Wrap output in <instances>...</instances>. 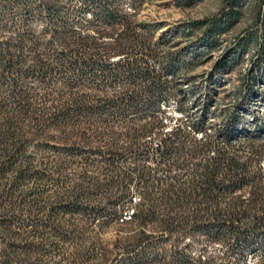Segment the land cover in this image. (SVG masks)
<instances>
[{"label":"trees","instance_id":"trees-1","mask_svg":"<svg viewBox=\"0 0 264 264\" xmlns=\"http://www.w3.org/2000/svg\"><path fill=\"white\" fill-rule=\"evenodd\" d=\"M142 1L0 0V264H152L165 242L189 264L188 236L248 244L250 231L264 235V127L237 137L234 118L215 134L198 122L203 137L165 141L154 168L121 163L151 133L129 111L157 106L140 102L144 92L169 83L163 64L150 65L156 25L136 19ZM239 1L184 23V35H199L191 61L220 47ZM253 34L237 36L226 60L233 67L255 47L250 88L264 75V43ZM172 61L164 69L175 72L182 60ZM135 180L142 200L119 223ZM111 223L134 228L108 249L99 235Z\"/></svg>","mask_w":264,"mask_h":264},{"label":"rangeland","instance_id":"rangeland-1","mask_svg":"<svg viewBox=\"0 0 264 264\" xmlns=\"http://www.w3.org/2000/svg\"><path fill=\"white\" fill-rule=\"evenodd\" d=\"M121 1L126 5L130 0ZM226 1L143 0L138 5L136 19L151 26L156 25L152 33V41L158 55L150 62L151 67L156 71L162 64L166 68L173 67L171 59L170 64L167 63L171 53L174 55L172 62L177 61V56L182 60L181 67L175 72L164 67L161 69V75L169 81L168 87L162 90L156 89L151 93L145 91L146 94L144 92V98L140 102L144 103L145 99H150L154 103H159L158 106L169 107L176 104L179 108L184 107L185 104L188 105L189 119H195L201 114L205 116L208 113L210 119L215 118L220 125L234 118L235 135L244 137L264 127V76L253 84L252 89H248L246 83L249 82L250 85V79H247V76L253 72L252 67L248 70L251 62L249 57L254 54V46L235 66L227 65L226 60L234 39L245 32H253V37L259 38L264 43V0H240V17L222 36L220 47L197 56L193 59L194 62L191 61L189 54L190 50L199 47L196 43L199 35L183 34L184 23L201 21L217 13ZM259 23L261 26L258 25ZM126 81L127 77L122 75L116 85L108 87V91L119 90ZM138 83L144 88L145 82L138 79ZM170 129V125L166 126L165 131ZM138 152L139 150L125 151L121 163L127 164L138 158ZM260 164L261 172L264 173V159ZM120 205L119 202L118 206ZM132 227L134 228V225L111 223L104 228L99 237L101 236L104 243L109 242L108 249H112L114 241L121 239L119 238L121 234L124 235L125 231ZM146 229L152 230L148 226ZM252 233L249 232L248 244L239 241L228 243L230 240L211 243L206 236H188L184 243H190L187 249L190 255L189 264H264V235ZM123 244L121 241L118 246ZM182 245L183 243L180 244ZM114 250L116 253L122 251L120 248ZM161 251L164 252L163 259L152 264H180L181 258L172 252L169 242L162 244ZM112 264L120 263L114 260Z\"/></svg>","mask_w":264,"mask_h":264},{"label":"built area","instance_id":"built-area-1","mask_svg":"<svg viewBox=\"0 0 264 264\" xmlns=\"http://www.w3.org/2000/svg\"><path fill=\"white\" fill-rule=\"evenodd\" d=\"M247 55L248 54L244 56ZM251 67L252 63L250 62L248 70H250ZM246 84L248 85V89H252V87H249V82H247ZM158 105L153 108L150 107L144 113L133 112L129 113L128 115V118H132L134 119V121H140L143 124H147V126L151 128V133L144 136L140 140L142 146L136 149L139 150L138 158H140V161L142 163H145L146 166L152 168L156 166L157 161L161 157V153H163L164 151L165 141H174V144L176 145L180 141L184 142L185 136L189 138L191 137L201 139L204 133L201 129H197L196 124L198 122L203 124L204 129H206L207 133L209 134H215L218 130L222 128L223 123L220 125V123L215 118L210 119L211 116H209L208 113L205 116L202 115V111L200 112L201 115H199V117L195 119H189L190 114L188 113V105L184 104V107L181 108L177 107L176 104L170 105L169 107H165L164 105ZM205 109H207L206 105ZM125 123L126 121L119 120L114 123V128L120 129ZM169 125L171 126V129L165 131L166 126ZM141 200L142 191L135 180L130 185L129 196L118 214L117 221L119 223H122L130 220L132 216L137 212V205L140 203Z\"/></svg>","mask_w":264,"mask_h":264}]
</instances>
